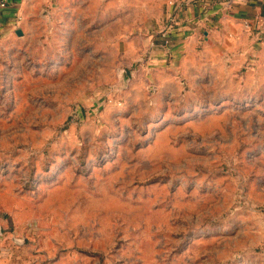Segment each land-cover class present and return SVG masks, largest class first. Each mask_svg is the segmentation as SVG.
I'll return each instance as SVG.
<instances>
[{"label":"rangeland","instance_id":"rangeland-1","mask_svg":"<svg viewBox=\"0 0 264 264\" xmlns=\"http://www.w3.org/2000/svg\"><path fill=\"white\" fill-rule=\"evenodd\" d=\"M162 3L0 23V238L37 228L81 264H264V90L179 79L161 99L132 55Z\"/></svg>","mask_w":264,"mask_h":264},{"label":"crops","instance_id":"crops-1","mask_svg":"<svg viewBox=\"0 0 264 264\" xmlns=\"http://www.w3.org/2000/svg\"><path fill=\"white\" fill-rule=\"evenodd\" d=\"M43 1L11 0L0 10V23H18ZM223 1L186 0L176 14L168 47L161 45L156 30L135 39L132 59L138 67L150 70L161 99L178 91L179 79L200 83L208 78L214 84H227L236 76L245 85L264 90V41L258 39V29L243 26L247 19L264 28V0H239L231 7H223ZM171 9L168 0H163L158 27L167 21ZM40 232L32 228L26 238L16 241L0 238V264H81L83 257L57 252Z\"/></svg>","mask_w":264,"mask_h":264},{"label":"built area","instance_id":"built-area-1","mask_svg":"<svg viewBox=\"0 0 264 264\" xmlns=\"http://www.w3.org/2000/svg\"><path fill=\"white\" fill-rule=\"evenodd\" d=\"M237 1L239 0H225L223 1L222 6L231 7V5ZM9 3H11V0H0V10L5 9ZM168 4L171 5L172 9L169 11L167 21L159 26L156 30V34L159 37L161 45L166 47L171 45L172 38L170 33L172 32L173 26H175L176 23L175 17L178 11L186 6V0H168ZM258 17L259 16H256V18ZM243 26L247 30L258 29L257 37L259 40L264 41V28H258L256 24L253 25L251 21L247 19L243 20Z\"/></svg>","mask_w":264,"mask_h":264},{"label":"water","instance_id":"water-1","mask_svg":"<svg viewBox=\"0 0 264 264\" xmlns=\"http://www.w3.org/2000/svg\"><path fill=\"white\" fill-rule=\"evenodd\" d=\"M20 32H21L20 29H18V30H17V33H20Z\"/></svg>","mask_w":264,"mask_h":264}]
</instances>
